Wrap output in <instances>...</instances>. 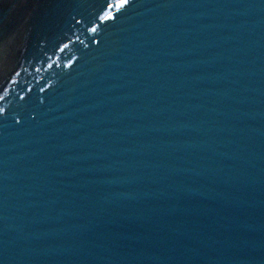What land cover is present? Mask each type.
Wrapping results in <instances>:
<instances>
[{
	"label": "water",
	"instance_id": "95a60500",
	"mask_svg": "<svg viewBox=\"0 0 264 264\" xmlns=\"http://www.w3.org/2000/svg\"><path fill=\"white\" fill-rule=\"evenodd\" d=\"M0 264H264V0H0Z\"/></svg>",
	"mask_w": 264,
	"mask_h": 264
},
{
	"label": "snow or ice",
	"instance_id": "6c2138e0",
	"mask_svg": "<svg viewBox=\"0 0 264 264\" xmlns=\"http://www.w3.org/2000/svg\"><path fill=\"white\" fill-rule=\"evenodd\" d=\"M122 2H126V0H122Z\"/></svg>",
	"mask_w": 264,
	"mask_h": 264
}]
</instances>
